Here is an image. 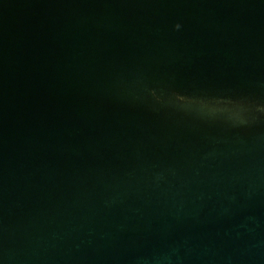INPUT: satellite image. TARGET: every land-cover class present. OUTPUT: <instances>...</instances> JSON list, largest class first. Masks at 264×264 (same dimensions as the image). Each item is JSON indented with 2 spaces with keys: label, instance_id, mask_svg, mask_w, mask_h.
Wrapping results in <instances>:
<instances>
[{
  "label": "water",
  "instance_id": "95a60500",
  "mask_svg": "<svg viewBox=\"0 0 264 264\" xmlns=\"http://www.w3.org/2000/svg\"><path fill=\"white\" fill-rule=\"evenodd\" d=\"M0 264H264V0H0Z\"/></svg>",
  "mask_w": 264,
  "mask_h": 264
}]
</instances>
